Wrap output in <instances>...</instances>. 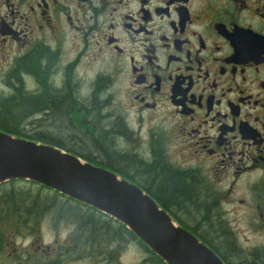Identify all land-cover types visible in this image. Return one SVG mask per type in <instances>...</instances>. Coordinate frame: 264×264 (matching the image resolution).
I'll use <instances>...</instances> for the list:
<instances>
[{"label":"flooded vegetation","instance_id":"obj_1","mask_svg":"<svg viewBox=\"0 0 264 264\" xmlns=\"http://www.w3.org/2000/svg\"><path fill=\"white\" fill-rule=\"evenodd\" d=\"M0 50L1 90L14 71L47 95L40 143L137 185L225 264H264V0H0ZM158 170L185 194L166 198ZM53 198L65 211L0 213V264H167L115 217Z\"/></svg>","mask_w":264,"mask_h":264},{"label":"water","instance_id":"obj_2","mask_svg":"<svg viewBox=\"0 0 264 264\" xmlns=\"http://www.w3.org/2000/svg\"><path fill=\"white\" fill-rule=\"evenodd\" d=\"M32 180L115 217L167 264H225L137 185L57 146L0 130V184Z\"/></svg>","mask_w":264,"mask_h":264},{"label":"trees","instance_id":"obj_3","mask_svg":"<svg viewBox=\"0 0 264 264\" xmlns=\"http://www.w3.org/2000/svg\"><path fill=\"white\" fill-rule=\"evenodd\" d=\"M40 62H37L39 67ZM32 64L27 63L26 70ZM14 73V71H13ZM10 74L8 80L9 90H0V130L7 132L17 137H22L29 140H38L41 142H53L51 139H45L42 137L33 136L31 134V118L34 110L45 111L48 110L46 104L47 95L45 98L33 97L30 95V91L23 89L22 85L17 81L14 74ZM20 84V85H19ZM51 93L55 99L56 97L62 98L63 93L65 98L67 97L64 92L58 89H54ZM70 99L72 96H68ZM69 100L67 101V103ZM59 103V102H58ZM55 106L57 110L54 114H58L65 104H58ZM156 174L154 181L158 190L163 195L173 200L175 197L185 194V188H183L182 181L179 177L169 173L158 170L154 172ZM28 182V185H20V182ZM61 193L54 191L42 184H38L32 180L26 179H12L0 184V213L4 212H16L27 211L37 214V216L45 213H55L65 209L61 208L64 201L55 200L53 196L60 195ZM70 211H81L80 209H71ZM6 220H16L17 216L7 214ZM136 238V235L134 236ZM206 240L208 235H201ZM221 242V240H220Z\"/></svg>","mask_w":264,"mask_h":264},{"label":"rangeland","instance_id":"obj_4","mask_svg":"<svg viewBox=\"0 0 264 264\" xmlns=\"http://www.w3.org/2000/svg\"><path fill=\"white\" fill-rule=\"evenodd\" d=\"M6 50H8V49H6ZM4 54H5V52L3 51V50H0V87H1V82H2V76H3V71H4V69H6L7 68V66L9 65V63L7 62V61H5L4 59ZM1 90V89H0ZM20 185H28L29 183L28 182H26V181H24V182H20L19 183ZM234 221L235 222H237V223H243L244 224V220H242V219H235L234 218ZM247 236L249 237V238H251V239H256V235H250V234H247ZM50 240V238H49V235L48 234H46V238L44 239V241L45 242H48Z\"/></svg>","mask_w":264,"mask_h":264}]
</instances>
